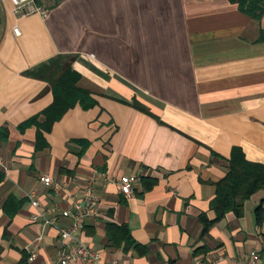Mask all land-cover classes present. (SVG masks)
Listing matches in <instances>:
<instances>
[{
	"label": "crops",
	"instance_id": "0c3cea01",
	"mask_svg": "<svg viewBox=\"0 0 264 264\" xmlns=\"http://www.w3.org/2000/svg\"><path fill=\"white\" fill-rule=\"evenodd\" d=\"M18 29L19 34L13 32ZM264 17L229 0H60L44 16L0 23V264H55L64 248L60 209L81 199L92 171L98 212L76 238L104 264H264V190L203 236L201 214L233 148L264 165ZM74 59L77 103L40 131L52 86L27 73ZM138 106V107H136ZM86 143V144H84ZM51 176L55 191L40 178ZM136 177L125 196L121 182ZM34 196L55 227L32 222ZM264 218V216H263ZM113 226L125 227L124 233ZM32 253L35 258H32Z\"/></svg>",
	"mask_w": 264,
	"mask_h": 264
},
{
	"label": "trees",
	"instance_id": "16d2710c",
	"mask_svg": "<svg viewBox=\"0 0 264 264\" xmlns=\"http://www.w3.org/2000/svg\"><path fill=\"white\" fill-rule=\"evenodd\" d=\"M229 1L232 4H236L239 10L252 20L261 21L264 17V0ZM57 2H60V0H57ZM261 33L259 41L264 42V31ZM73 61L74 59L69 56H57L27 73L31 77L50 83L54 94L53 104L43 113V122L38 123L36 120H32L27 123V126L31 124L37 126V139L41 138L39 130L50 131L54 123L59 121L66 111L77 103L84 109L94 108L96 105L88 91L76 86L80 77L71 68ZM227 168L229 171L217 183L215 197L210 204L211 210L215 213V219L210 220L206 214L199 216L200 222L204 225L203 236L208 233L214 224L229 213H233L237 218H242L244 215V203L255 193L264 190V165L249 162L240 148H233ZM263 216L264 210L260 205L255 210V218L258 225H262ZM113 227L124 233V241L127 245L134 244L127 228L123 226Z\"/></svg>",
	"mask_w": 264,
	"mask_h": 264
},
{
	"label": "built area",
	"instance_id": "2783aa9c",
	"mask_svg": "<svg viewBox=\"0 0 264 264\" xmlns=\"http://www.w3.org/2000/svg\"><path fill=\"white\" fill-rule=\"evenodd\" d=\"M7 2L11 5V13L16 19L28 18L32 15L44 16L46 8L41 0H0V23L2 12ZM41 2V3H40ZM13 32L18 35V29L15 27ZM2 162L0 160V166ZM98 175L92 171L87 179L86 185L82 191L81 199L73 198L70 206L60 209L56 207L55 210H60V218L70 219L71 225L68 228H57L59 236L64 245L63 250L56 259L55 264H104L99 254L90 246L76 238L77 233L84 231V222L86 219L93 218L98 212L99 199L95 195L93 183ZM40 181L47 187L53 188L55 191L60 190L59 182L55 181L51 176H43ZM136 177H128L123 179L120 186V191L125 196L129 195L136 183ZM31 205L37 210V213L31 218L32 222L40 221L43 226H56L54 219L48 218L46 215L49 210H45L34 196H30ZM32 258L35 254L32 253ZM250 264H260V256L252 252L249 257ZM113 264V263H112ZM114 264H116L114 262Z\"/></svg>",
	"mask_w": 264,
	"mask_h": 264
},
{
	"label": "rangeland",
	"instance_id": "374dc122",
	"mask_svg": "<svg viewBox=\"0 0 264 264\" xmlns=\"http://www.w3.org/2000/svg\"><path fill=\"white\" fill-rule=\"evenodd\" d=\"M57 0H41L42 4L45 6V8H48L49 6L54 5V3Z\"/></svg>",
	"mask_w": 264,
	"mask_h": 264
}]
</instances>
